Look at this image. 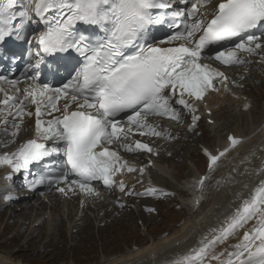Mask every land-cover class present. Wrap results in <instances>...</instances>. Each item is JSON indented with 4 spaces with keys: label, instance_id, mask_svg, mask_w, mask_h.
Instances as JSON below:
<instances>
[{
    "label": "snow or ice",
    "instance_id": "snow-or-ice-1",
    "mask_svg": "<svg viewBox=\"0 0 264 264\" xmlns=\"http://www.w3.org/2000/svg\"><path fill=\"white\" fill-rule=\"evenodd\" d=\"M37 24L44 29L33 35ZM79 25L91 31H81ZM158 26H167L170 34L156 37ZM26 35L34 61L28 69L39 68L45 56L55 53L74 52L80 59L61 86L40 82L39 72L25 77L30 83L23 89L18 87L20 80L0 76L13 87V94L0 88L5 95L0 124L17 145L0 155V167L10 170L5 179L29 172L30 165L50 162V171L33 175L29 191L55 187L66 196L77 190L84 196H99V183L128 196L164 199L175 193L152 186L141 192L115 179L126 171L137 173L136 183L143 184V176L153 166L149 159L137 168L120 150L158 156L149 143L130 141L129 134L176 139L158 130L150 118L179 122L189 114L191 131L209 93L230 92L240 99L228 87L226 73L203 59L223 66L245 65L251 61L239 53L264 52V0H0V45L9 38L23 41ZM214 45L222 47L214 53L206 51ZM61 98L64 103L58 106ZM25 102L35 106L34 129L25 123L33 115L25 110ZM250 107L244 104V110ZM125 120L127 128L122 126ZM22 131L27 138L18 142ZM228 141L229 147L218 153L204 149L208 174L187 186L193 209L206 199L218 162L242 142L231 135ZM8 143L3 142L5 147ZM257 175L262 178L250 198L242 200L219 228L211 229L198 247L171 264H264V168ZM0 198L7 203L14 197L5 187ZM233 238L238 242L230 243Z\"/></svg>",
    "mask_w": 264,
    "mask_h": 264
},
{
    "label": "rangeland",
    "instance_id": "rangeland-1",
    "mask_svg": "<svg viewBox=\"0 0 264 264\" xmlns=\"http://www.w3.org/2000/svg\"><path fill=\"white\" fill-rule=\"evenodd\" d=\"M246 84V94L249 96L250 101L253 102L254 105L253 119L255 120V118H259L261 120L259 122L253 121L249 125L253 126L254 129L256 127V134H254L255 132L251 133L249 131V126L246 131V116L244 117L243 114L239 115L238 112L234 113L229 112L228 110L217 112V114L222 117V120L211 128L209 126H206L204 121H201L200 126H197L195 131L192 133H189L187 130H185L186 128H188V126L182 128V133L180 135H177L176 139L172 141L173 144L170 146V149L165 152V161H167V163H165L164 166H168L170 168L169 170L171 171V180H159L157 177L155 178L158 185H160L158 189H166V192H173L175 193L174 197H167L164 199H155L148 197L144 198L143 207L139 208L138 213L128 211V209L126 208L125 199L120 200L116 198L114 200H111L109 197L108 202L110 204L104 207L101 213L97 212L96 214L92 215L93 220L91 221H93V226L90 225V227H88L89 229L85 227V222L83 223L85 232H79L78 234H76V240H74L73 238L70 240L66 233H63V225H61L60 227L57 226V222L59 221L58 218L54 219L56 221L53 220V222L48 223L50 224V231L48 232V225L46 223V220L40 227H38L40 220L36 221V219H31L30 221H27L26 224H23L21 218H16L14 220L15 217H11L9 219L11 210L5 209L4 212L0 214V251H14L13 253H15V251L17 252L21 249L20 246L26 240L27 244L29 245L24 246V249L26 251L24 250L25 254L22 255V257L25 259L30 258V260L35 264L41 263L42 258L40 257V255H37L38 257L36 256L39 247V242H37V239L41 240L44 232L47 231L49 235L48 240H50L51 243L47 252H50L51 258H53L52 264H69L72 262V259L77 261V264H99V262H108L111 258H115L118 254V256H122L132 252L131 248L133 244H136L138 245V247L142 248L149 243V240L151 238H160L163 235L165 236L174 228L178 227L183 221L188 219L190 207H187L185 204H183L184 202H181L184 199L189 200L190 198L187 186L193 181L198 180L200 175L205 176L208 173L206 171L205 162L199 154V145H207L214 148L218 144L219 140H221V142L225 141V135L228 131L236 132V135L243 133L240 135L242 136V138H246V143L248 142L249 147H246V151L242 150L243 152L240 150L236 151V153L234 151H231L232 153L228 152V154H226V156L222 158V161H219L220 164L218 163V170H216L211 175L207 197L212 196L213 198L211 201H214L216 196H218V191L224 192L222 193V195H227L228 190L226 192L224 190L226 185L229 187L230 184L235 183V181L237 183L239 182L238 184L242 185L251 183V179L259 176H257L256 171L258 172L259 169L264 168V163H262L264 162V149H262L264 148V144H261L263 143L262 140L258 142L256 139L258 134L257 132H261L262 128H264V126L261 128V124L264 119V117L262 118V116L264 115V71H261L260 74L256 75V78L253 81H251L250 78H247ZM248 121L251 122L250 119ZM225 125L229 128L224 131L225 133L223 131H219L221 133V137L220 139H218L219 137L216 138L218 128H223V126ZM233 126H235V128ZM253 140H255L256 142H252ZM246 143H242V145L246 146ZM251 150H253V152ZM250 151L252 153H250ZM247 154L249 155V157L245 156ZM257 155H262V158H260V156L258 157L260 159L256 158ZM250 156H254L255 159ZM246 157L248 159H246ZM239 158L242 162L239 161ZM249 159H252V161H250ZM253 159L255 160V162L258 161L259 163H255ZM235 161H238V164H236L237 162ZM248 161L250 163V166L247 165ZM191 163L197 165L199 171H197L196 169L197 166L196 168H191ZM239 163L241 165H239ZM244 163L246 164L245 167ZM246 170H248V172ZM252 171L254 172V174ZM232 173L236 174L233 175ZM240 173L242 175H246L239 176ZM249 174H251L252 177L251 175L249 177ZM229 177H232L233 179L231 180L229 179ZM235 177L238 179L239 177H241V179L242 177L249 178L250 182H248L247 179L244 178L243 181H240L241 179H239L238 181V179H236ZM143 178L146 181L151 180L147 173H145ZM229 180L232 182H230ZM226 181H228V184ZM223 184L225 185L222 186ZM178 188L181 190H178ZM204 202L206 203V199H204L201 203L204 204ZM221 202L222 208L223 210H225L226 204L224 205V203H226L227 201L223 202L222 200ZM121 204H123L124 207H120ZM147 207H154L156 211L153 213H149L146 210ZM102 215H105V218H103ZM140 223L145 226L143 231L139 226ZM64 239H66V242Z\"/></svg>",
    "mask_w": 264,
    "mask_h": 264
},
{
    "label": "bare ground",
    "instance_id": "bare-ground-1",
    "mask_svg": "<svg viewBox=\"0 0 264 264\" xmlns=\"http://www.w3.org/2000/svg\"><path fill=\"white\" fill-rule=\"evenodd\" d=\"M243 54L246 55V53H243ZM239 55H240V57L244 58V56L241 53H239ZM263 56H264V54H263ZM257 58L261 59V56L252 57V59L250 61H251V63L256 65V67L259 69V67L257 66V64L259 62L258 63L255 62V60H257ZM236 94L240 97L239 100L235 99L232 94H228L227 92H220V93H216V94H211L210 98L206 100V105L207 106L205 107L203 104H201L200 107H199V111L196 112V115H199V113H203L204 114L206 110H210L212 112L211 118L215 120L214 124H217L219 121L222 120V117L219 116L216 113L217 112L216 110H220V111L228 110L229 112H234V113L238 112L239 115L243 114L244 117L246 116L245 117V121H247V122H246V126L245 127H246V131H247V128L250 125V123H252L253 121L259 122L261 120L259 118H255V120L253 119L254 118V116H253V110H254L253 102H251V101L249 102L248 100L242 99L241 95L239 93H236ZM246 103L250 104L251 107L249 109H247V110H244V104H246ZM232 115H234V114H232ZM263 117H264V115L262 116V118ZM249 119L251 120V122L248 121ZM34 122L35 121H34V119L32 117H30V118L26 117L25 118V123L26 124L30 123L31 127L33 129H34ZM155 126H157L161 130H167V128H168V129H173V130L178 131V132L181 131L180 127L178 126L176 121L175 120H170V119H167V121H159ZM233 127L235 128V126H233ZM249 127H250L249 131L251 133H254L255 130H256V127H255V129L253 128V126H249ZM228 128L229 127H227L226 125L223 126V128H220V129L218 128L217 133L215 131L216 138L220 137V135H221V133L219 131H221V132L223 131L224 132ZM238 132H240V131H238ZM247 133H249V132H247ZM257 133H258L257 137L255 135L257 141L259 142V141L262 140L263 143H261V144H264V128H262L261 132H257ZM240 134H243V133H240ZM240 134H238V135L241 136ZM254 134H256V132ZM27 135H28L27 133H24L25 138H27ZM246 141L247 140L245 138L243 143H246ZM252 142H256V141L253 140ZM246 144H247L246 146L240 144V145H238L237 147H235L233 149L230 148L228 152H231V151L233 152L234 151L236 153V151H239V150L240 151H242V150L246 151V147H249L248 142ZM228 146L229 145H227L226 147H228ZM217 147L221 148L220 145L217 146ZM159 148H160V151L162 153L163 152H167L170 149V147H168L167 145H161V144L159 145ZM262 149H264V148H262ZM220 151H223V149H220ZM251 151L253 152V150H251ZM251 151H250V153H252ZM120 153L125 159H127L128 163H129L130 160H134V159H132L131 156L128 155V153L123 152V150L120 151ZM255 153H257V152H255ZM237 154H238V152H237ZM245 156L249 157L248 154L245 155ZM259 156H260V158H262V155H259ZM259 156L257 155L256 158H258ZM263 156H264V154H263ZM231 157H230V159H231ZM241 157H244V156H241ZM250 157L254 158V156H250ZM260 158H258V159H260ZM246 159H248V158L246 157ZM254 159H253V161L255 162ZM165 160H166L165 158L159 159L155 163L154 167H155L156 171H158L161 175L167 177L168 179H171V171L168 168H166V167L162 168L160 166V164H164L163 162ZM239 161H241V159ZM250 161H252V159ZM262 161H263V159H262ZM235 162H237L236 164H238V161H235ZM257 162H255V163H257ZM262 163H264V162H262ZM191 164H192L191 168H193V167L196 168L197 165H195L194 163H191ZM236 164H235V166H236ZM249 164L250 163L248 161L247 165H249ZM239 165H241V164L239 163ZM245 166H246V164L244 165V167ZM238 168H239V166H238ZM196 169H197V171H199L198 166H197ZM236 169H235V171H236ZM248 169H249V167H248ZM246 171L248 172V170H246ZM254 171H256V170H254ZM240 172H242V171H240ZM243 172H244V169H243ZM189 173H190V170H189ZM235 174H233V175H235ZM253 174H254V172H253ZM256 174H257V171H256ZM131 175L133 176V174L126 173V178L128 179L129 176H131ZM241 175L242 174L240 173L239 176H241ZM243 175H246V174H243ZM250 175L251 174H249L248 176L250 177ZM123 176H124V174H117L115 179L116 180H121L123 178ZM228 176H230V175H228ZM251 177H252V175H251ZM243 178L247 179V181L250 182V179L249 178H245V177H242V179H241V177H239V179H241L240 181H243ZM261 178L262 177L259 175L258 177L254 178V179H251L252 180L251 183H247V184H244V185L238 184L239 182L237 183L234 180L235 183L230 184L229 187L226 185V187H228V188H226V187H225V189L222 188V189L225 190V192L228 190V194L227 195L226 194L222 195V193H224V192L218 191V194H217L218 196H216L214 201H211L213 197L209 196V197L206 198V203L205 202H204V204L201 203L200 206L198 208H196V209H193L192 206H191V197L189 198V200H187V199L185 200L184 199L181 202L182 203L184 202L183 204H185L187 207H190V212L188 213V219L183 221L178 227L174 228L171 232H169L165 236L163 235L160 238H151L149 240L148 244H146L144 247L140 248V251H132V252H130L128 254H125V255H122V256H118L119 255L118 254L115 258H111L108 262H101V263L99 262V264H130L131 261H140L141 264H171L173 259H175V258H177L179 256H182L184 254H187L191 249L198 247L200 245V241L205 236H209L210 235V230L211 229L219 228L222 225V223L225 221L226 217H229L236 210V208L241 205L242 200L250 198V196H251V194L253 192V189L260 183ZM229 179L232 180L233 178L229 177ZM236 179H238V178H236ZM239 179H238V181H239ZM226 182L228 184V181H226ZM230 182H232V181H230ZM224 185L225 184H223L222 186H224ZM3 188H4V184L2 182H0V190H2ZM178 190H181V189L178 188ZM114 191L116 193L119 192L118 188H114ZM100 192L101 193H105L106 190L105 189H101ZM186 192H187V190H186ZM225 196H226V198H225ZM222 200H223V202L227 201L226 203H224V205L226 204L225 210H223V208H222V204H221ZM0 207H1L0 214H2L4 212V210H2L3 206L1 204V201H0ZM6 207H7V209L9 208L11 210V213L9 215V219L11 217H15L14 220L16 218H18V219L21 218L22 221H23V224H26V222L30 221L31 219H36V221L40 220L39 225H38V227H40V226H42L44 224V221L46 220L47 221L46 223L48 225V226L46 225L48 232L50 231V224H48V223L53 222L54 219L58 218L59 221L57 222V226L60 227L61 225H63V227H64V230H63L64 232L63 233L64 234L66 233V235L68 236V238L70 240L74 237V234L72 233V231L73 230H77V228L79 227V226H76V225H73L71 227V226L66 224L67 222L70 221V224L72 225L73 220H76V218H77V215L74 214L72 211L69 210L67 215H65L57 207H55V206L49 207L48 205H43V204L39 203L38 200H34L33 198H28V199H25V200H19L17 202H13L12 204H10V205H8ZM48 212H49L50 216H48V219H46L45 216L48 214ZM101 220H103V219H101ZM54 221H56V220H54ZM84 225H85V227L88 228V227H90V225H92V222L88 221ZM46 226H44V227H46ZM85 227H82L80 232H82V233L85 232ZM47 231L44 232L41 240L37 239L38 240L37 242H39V247H38V252L36 253V256L40 255V257L42 258V262L41 263H36V264H52L53 263V258H51L50 252H47L49 246L51 245L50 240H48L49 235H48ZM58 231H59V229H58ZM61 233H62V231H61ZM241 235H242V232H241ZM45 239H47V240H45ZM74 239H77V237L75 236ZM64 240L66 242V239H64ZM237 242H238V238H233V239L230 240V243H232V244H235ZM27 245H29V244H27V241L25 240V242L20 246L21 249L18 250L17 252L15 251V253H13L14 251L13 252H11V251L7 252V251H3V250L0 251V264H35L34 262H32L30 260V258H26L25 259V258L22 257V255L25 254L24 253V250H25L24 246H27ZM35 245H38V244H35ZM222 247H223V245L218 246L217 251H219L220 248H222ZM77 263H78L77 261L72 259V262L69 263V264H77ZM213 264H215V262H213Z\"/></svg>",
    "mask_w": 264,
    "mask_h": 264
}]
</instances>
